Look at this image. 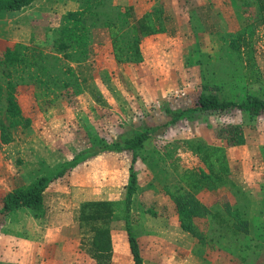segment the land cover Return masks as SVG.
Masks as SVG:
<instances>
[{"label": "rangeland", "instance_id": "1", "mask_svg": "<svg viewBox=\"0 0 264 264\" xmlns=\"http://www.w3.org/2000/svg\"><path fill=\"white\" fill-rule=\"evenodd\" d=\"M186 1H206L215 5L217 1L229 0ZM211 4L193 9V20L189 22L191 25L178 24L182 31L173 42L177 53L174 51V55L170 53V56V49L166 51L164 48L166 61L157 57L153 47L149 46L148 61L144 64L147 68L144 71L112 63L104 44L100 46L92 43L86 66L79 67L68 62L81 80L99 81L97 83L103 100H95L87 89L83 94L72 96L66 95L61 89H44L30 83L28 74L21 75L29 83L18 87L16 97L23 116L31 124L25 130L18 129L20 133L8 145H1L0 142V174L8 175L6 189L28 185L31 180L28 171L31 168L24 166L26 162L32 164L39 156L44 157L43 168L56 167L58 164L49 165V157L57 162L59 157L77 155L88 139H104L112 143L131 138L137 133L152 134L138 153L139 159L135 164L138 189L130 205L118 208L122 218L114 214L107 221H80L84 196L79 198L69 190L66 183L69 174L47 189L44 196L46 214L43 218H34L27 209L17 211L10 217L5 238L12 240L11 243H16L19 251L24 252L25 264H100L90 252L92 229L108 226L126 232L128 225H132L138 235L144 264H243L237 255L238 244L244 241L226 235L220 241L224 250L212 242L209 230L213 224L205 212L193 219L197 230L206 237L204 242L198 241V256L193 254L190 257L179 251L183 245H189V240H185L179 231L176 205L167 193L180 198L192 196L203 207L210 209H218L228 203L234 205L240 199L236 195L237 189L231 184L219 187L204 184L202 187L190 188L180 180V177L185 176L188 181H198L196 175L202 164L193 151L198 143L215 146L226 143V151L229 148L236 149L233 153L237 162L236 177L243 180V177L256 176L254 182L263 190L252 201L254 218L251 242L255 245L247 257L252 264H264V248L256 246L264 247V115L250 118L237 110L225 114H186L174 126L159 130L171 119L168 109L181 111L195 106L204 86L208 87L209 92L230 101L239 102L248 95L264 100L262 24L256 22L247 27L246 19L253 15L252 9L245 11L243 19L213 17L208 7ZM207 15L210 17L207 18ZM61 18L51 15L34 19L32 45L39 46L47 53L53 52L52 34L60 27ZM219 34L223 35V39L219 38ZM232 41L242 48L240 59L231 46ZM97 42H103L102 36H98ZM250 43L253 60L249 59L247 51ZM13 45H5L0 52ZM184 53L186 55L183 57ZM169 59H174L173 71L168 66ZM107 69L108 72H105ZM9 71L10 68L0 67V84L6 85ZM14 76L17 77V74L14 73ZM5 105L0 106V121L8 124ZM62 122L68 123L70 130L67 129L61 135L55 130L49 134V125L56 127ZM32 123L37 124V133L40 135V153H34L33 148L30 150L29 142L36 134ZM231 125L242 127L246 145L235 146L225 138H220L228 133H223L224 129ZM121 156L124 158L119 159L120 164L132 160L130 152H123ZM115 164L116 161L107 159L94 164L92 168L96 170L95 178L98 172L103 175L99 182L102 184L96 186L99 196L120 202L125 200L130 165L126 164L123 169ZM107 168L113 169L106 172ZM163 183L168 185L163 188ZM140 217L146 219L144 227H147V231L135 228ZM0 220L3 222L2 218ZM165 227L168 230L171 228L167 232ZM11 258L9 264H15ZM110 264L115 263L111 261ZM117 264H134V261L131 263L128 258V261Z\"/></svg>", "mask_w": 264, "mask_h": 264}, {"label": "trees", "instance_id": "2", "mask_svg": "<svg viewBox=\"0 0 264 264\" xmlns=\"http://www.w3.org/2000/svg\"><path fill=\"white\" fill-rule=\"evenodd\" d=\"M34 0H0V11H21L32 4ZM244 12L252 9L253 15L246 19L247 27L252 23H261L264 31V0H239ZM80 9L68 12L61 18L60 27L53 31V52H45L36 45L17 44L0 52V67L10 68L7 74L6 85L0 84V106L5 105L8 124L0 121V139L3 144H9L14 140L13 130L27 129L31 121L23 116L16 97L18 87L27 83V79L21 77L28 74L29 81L35 86L44 89H61L66 95L83 94L86 89L95 100H103L96 84L88 79L81 80L75 70L69 64H77L79 67L87 61L89 49L93 43L94 31L105 28L109 32L112 45L113 58L117 63L143 62L141 51L142 41L146 36H153L167 31L166 24L170 16L160 7H155L141 18L136 17L132 7L123 8L113 4V0H78ZM233 50L241 55V46L231 42ZM249 59L253 60L252 44L247 48ZM69 62V63H68ZM23 70V71H22ZM17 74V77L14 76ZM29 83V82H28ZM203 92L198 95L195 106L181 111L167 110L171 119L159 127V130L175 125L184 115L195 113L225 114L232 110L242 112L250 118H258L264 115V100L253 95L237 101L221 98L219 94L208 91L203 87ZM225 138L229 144L240 146L245 144V136L240 125H231L224 129ZM152 134L140 133L133 137L108 143L104 139L96 141L90 139V144L78 153L72 160L58 164L56 167L46 166L41 172L39 168L36 173L31 174L28 185L15 188L2 198L3 217L27 209L34 218H43L46 214L44 196L49 186L70 174L77 166L89 159H94L106 153H132L129 182L126 187L125 200L120 202L99 201L86 202L81 206L80 221H107L115 214L122 218L118 210L130 205L133 195L138 189V175L135 164L139 159L138 153L144 148L146 141ZM200 159L202 168L199 169L198 181H188L187 177H180L183 183L190 188L202 187L213 184L214 187L230 185L237 189L239 202L226 204L218 209L203 207L192 196L185 198L176 197L167 193L176 205L177 214L181 228L195 236L199 242H204L206 237L200 233L194 225L193 219L205 212L212 222L209 230L210 240L221 248L224 247L220 241L232 237L238 244V258L243 264L248 262L247 254L254 249L252 243V219L254 213L253 203L246 193L237 186L231 177V167L227 151L224 147L198 143L193 150ZM120 212V213H119ZM133 212V211H132ZM131 214V212L129 213ZM129 217H127L128 220ZM1 221V220H0ZM4 224L0 222V228ZM134 264H144L140 246L137 241L136 231L132 225L126 229ZM90 252L92 257L100 264H110L113 255L111 228L108 226L94 227L92 229ZM264 248L263 245H256Z\"/></svg>", "mask_w": 264, "mask_h": 264}, {"label": "crops", "instance_id": "3", "mask_svg": "<svg viewBox=\"0 0 264 264\" xmlns=\"http://www.w3.org/2000/svg\"><path fill=\"white\" fill-rule=\"evenodd\" d=\"M229 3L227 6L226 4ZM113 4L116 6H120L123 8L132 7L136 17L141 18L144 16L147 12H149L151 9L155 7H160L163 9L170 17L171 20L167 23L168 30L166 32L156 34L153 36H146L141 44V51L143 54V62L141 64H121L117 63L112 54V45L111 40L109 37V32L105 28H98L94 31L93 34V44L100 45L105 47V51H107V55L110 57L109 60L114 62L115 65H121L125 66L129 69H142L143 71L146 70V66L144 65L148 61V47L152 46L154 50L153 53H156L157 57H160V59L165 60V56H163V53L165 50H169V55H174V51L177 53V49L174 48L173 42H175V39L179 37L180 30L178 24L182 23H189L193 20V9L195 10L198 7L204 8L205 4H211L210 2H197L192 1L191 3L187 2L186 0H113ZM209 13L211 16L216 18H238L243 19L245 18L244 10L242 8L241 2L239 0H229L228 2L225 1H217L216 4H211ZM217 8L218 10H215ZM80 9V3L78 0H34L30 6L27 8L21 10V11H13V10H2L0 11V50L5 46L9 44H22V45H28L31 40L33 39V33L35 31V21L34 19H40L49 17L51 15L56 16H63L64 14H67L68 12H75ZM207 12V11H206ZM192 17V18H191ZM210 16L207 15V18ZM191 25V23H189ZM191 28V26L189 27ZM225 29V28H224ZM223 31V30H222ZM228 31V30H227ZM216 32H220V30H217ZM224 32V31H223ZM98 36H102L103 42L99 43L97 42ZM219 38L223 39V35L219 34ZM165 48V50H164ZM168 55V56H169ZM170 55V56H171ZM186 54H183V57ZM188 55V53H187ZM191 54H189L190 57ZM169 58V57H168ZM166 61V60H165ZM170 64L168 65L171 70L175 69L173 66L174 59H169ZM85 62L83 66H86ZM113 64V65H114ZM112 67V66H111ZM110 67V68H111ZM173 68V69H172ZM123 69V68H122ZM108 72V69L107 71ZM148 72V71H146ZM147 83L149 82L148 79H144ZM99 81L91 80V83L96 84L99 90L98 83ZM124 102H128V100H124ZM64 121V120H63ZM61 126V127H60ZM32 127L35 130L34 138H32L31 142V148H33L34 153H40L39 149V134L37 133V124L32 123ZM70 126L66 122H62L61 124L54 127L53 125H49V134L55 130L59 131L60 135L67 129L70 130ZM14 131V139H16L17 133H20V130H13ZM2 143V141L0 140ZM221 142V141H220ZM224 142V140H222ZM227 142V141H226ZM90 144V140H87V143L83 145V150ZM1 145H8V144H1ZM246 145V144H244ZM243 145V146H244ZM216 146L224 147L226 148V143H220ZM27 146L25 145V148ZM32 151V150H31ZM236 149L229 148L227 149V154L230 162L231 167V177L233 178L234 182L237 184L239 188H241L246 195L251 199V201H254L256 194L262 192L263 189L260 188L254 181L256 180V176L251 177H243L244 179H240L236 177L237 170L236 168V159H234V154ZM122 153H106L102 154L93 160L89 161L88 163L82 164L77 166L75 169H73L70 174L67 176L68 179L66 181L67 185L69 186V190L77 197L84 196L83 203L86 202H99V201H112L108 199H105L103 197H100L99 190H96V186L101 182L103 175L102 172H98V177L95 176V169L92 168L94 164L99 163L102 160L112 159L116 161V167L120 166L121 168H125L126 164H129L131 166L132 160L129 162H121L119 159H123L124 157L121 156ZM76 154H72L70 157H59L58 161L53 160V158L49 157V165H57L62 162H66L69 160H72L73 157H75ZM43 156H39L32 162V164L26 162L25 168H31L30 171H28V174L31 176V174H35L36 171L41 168L43 165ZM46 161V160H45ZM55 161V163L53 162ZM119 163V165L117 164ZM115 168V167H114ZM113 168H107L106 172L112 171ZM116 172V170H115ZM23 173L24 169H23ZM27 173V172H26ZM128 175V173H126ZM8 175H1L0 174V218L4 219V224L0 228V264H9L10 258L12 259V263L15 264H25L24 260V252H20L16 243H11L12 240L5 238V233L9 230L10 225V217L14 215L15 213L3 217L1 215V207H2V198L12 190L6 189V185L8 184ZM107 178V177H106ZM252 178V179H251ZM126 179V175L124 177ZM58 182H54L52 185L49 186V189L52 188V186L56 185ZM108 184V183H107ZM125 185V184H124ZM123 185V186H124ZM168 183H163L164 186H167ZM98 192V193H97ZM150 192V191H149ZM46 193V192H45ZM111 199V198H110ZM82 203V204H83ZM175 206V204H174ZM177 213V210L175 211ZM177 220H179L178 214H177ZM144 217H140V221L137 223L136 229L144 228L145 231H147V227H144ZM33 224V221L31 222ZM179 225V231L182 233V237L185 240H189V245L185 244L182 247L179 248V251L184 254H188L190 257L194 254L196 257L197 254V244L198 239L193 236L191 233H188L184 231L181 228L180 222ZM34 227V226H33ZM171 227H169L170 230ZM167 232L169 231L167 227ZM118 230V229H117ZM116 229L111 228V236H112V246H113V255H112V262L117 263H123L126 261H134L133 255L130 250L129 241H128V235L127 231H117ZM135 230V229H134ZM137 234V233H136ZM137 235V241L138 240ZM139 243V242H138ZM144 260V259H143Z\"/></svg>", "mask_w": 264, "mask_h": 264}]
</instances>
